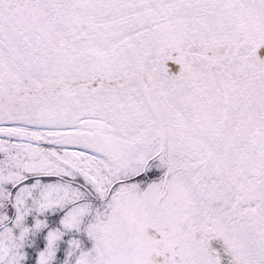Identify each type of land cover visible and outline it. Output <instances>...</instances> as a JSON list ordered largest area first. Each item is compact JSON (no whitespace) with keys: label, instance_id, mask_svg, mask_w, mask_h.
<instances>
[{"label":"snow or ice","instance_id":"obj_1","mask_svg":"<svg viewBox=\"0 0 264 264\" xmlns=\"http://www.w3.org/2000/svg\"><path fill=\"white\" fill-rule=\"evenodd\" d=\"M264 0H0V264H264Z\"/></svg>","mask_w":264,"mask_h":264},{"label":"flooded vegetation","instance_id":"obj_2","mask_svg":"<svg viewBox=\"0 0 264 264\" xmlns=\"http://www.w3.org/2000/svg\"><path fill=\"white\" fill-rule=\"evenodd\" d=\"M212 247L214 250L222 253V264H227V260L229 259L226 255H223V243L222 241H213Z\"/></svg>","mask_w":264,"mask_h":264},{"label":"water","instance_id":"obj_3","mask_svg":"<svg viewBox=\"0 0 264 264\" xmlns=\"http://www.w3.org/2000/svg\"><path fill=\"white\" fill-rule=\"evenodd\" d=\"M262 51H264V50H262Z\"/></svg>","mask_w":264,"mask_h":264}]
</instances>
